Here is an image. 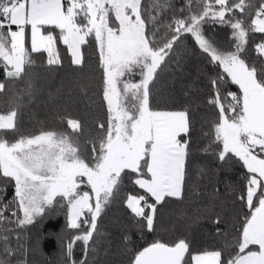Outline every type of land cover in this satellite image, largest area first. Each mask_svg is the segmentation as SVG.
<instances>
[{"label":"snow or ice","instance_id":"obj_1","mask_svg":"<svg viewBox=\"0 0 264 264\" xmlns=\"http://www.w3.org/2000/svg\"><path fill=\"white\" fill-rule=\"evenodd\" d=\"M206 23L230 29V49L205 35ZM254 33L264 34V0H185L179 8L173 0L147 6L143 0H0V94L9 82L22 81L21 92L31 95L35 69L61 64L58 42L71 64L82 66V49L91 38L106 106V121L96 123L95 134L62 106L57 116L69 131L26 135L18 127L22 96L12 92L8 110L0 112V264H30L26 230L57 197L65 202L66 227L73 232L61 245V264H96L103 235L99 221L117 202L132 221L122 236L127 264H264V39L254 44L259 60L250 59L247 46ZM186 35L220 69L208 77L206 105L214 115L199 128L190 85L181 91L188 102L177 103L172 94L157 100L155 91ZM37 53L47 54L39 65L33 59ZM229 83L238 92L229 91ZM199 140L206 141L202 156L221 168L234 160L246 170L239 194L229 185L241 209L238 226H232L236 234L213 250H194L187 236L154 238L133 249L131 229L156 235L159 207L169 198L183 200L188 191L196 194L198 179L218 172L194 162ZM125 179L143 194L122 195ZM212 223L218 239L229 235L231 229L219 227L230 224L223 212ZM78 242L83 255L76 259Z\"/></svg>","mask_w":264,"mask_h":264},{"label":"trees","instance_id":"obj_2","mask_svg":"<svg viewBox=\"0 0 264 264\" xmlns=\"http://www.w3.org/2000/svg\"><path fill=\"white\" fill-rule=\"evenodd\" d=\"M152 0H143L145 6ZM258 2V0H253ZM174 6H183L185 0H173ZM58 31V30H56ZM204 33L212 38L216 46L221 49H230V29L226 26L206 23ZM264 39V34L254 33L247 46L250 59H257L254 44ZM90 42L82 49L84 53V64L74 66L71 64L70 55L65 46L58 42V50L61 55V64L53 66L51 70L37 67V76L33 82L34 91L31 95L21 90L26 88L22 81L9 82V90L0 94V112H6L9 108L8 100L13 91L21 94L22 102L18 113V127L22 134H38L40 130L45 131H69L66 124H61L57 113L62 106L73 110V116H80L86 123L87 128L95 134L96 123L106 121V106L101 101L100 77L98 67V53L94 43ZM27 42V47H29ZM30 48V47H29ZM46 53L33 54L37 64L46 61ZM220 69L208 62L207 57L194 43L193 38L185 36L175 47L172 59L159 76L157 87V100H169L170 94L174 95L177 103L188 102L194 109L197 128L200 127L202 119H211L214 110L206 105L208 88V77H214ZM0 79L3 74L0 72ZM191 86L189 97H182V88ZM229 91H237L238 86L228 85ZM207 109V110H206ZM87 113V115H85ZM195 136L196 133H193ZM6 138H14L7 136ZM83 139V137H82ZM206 141L199 140L193 145L195 152L194 162L207 164L211 168L218 169L215 175L200 177L197 181L195 170L192 180L198 182L196 194L188 191L183 200L169 198L162 207H159L160 226L157 234L141 233L131 229L130 234L135 243L130 245L133 249L142 248L151 243L154 238L164 241L175 240L187 236L191 241L194 250L220 247L223 243L230 242L235 235L233 225L238 226V214L240 205L236 202V195L233 194L229 185L233 186L235 193L239 194L243 186L242 173L246 170L234 160L225 164L222 168L215 161L204 157L200 153V147ZM0 183V187H2ZM214 189H218V195ZM81 190L87 191L86 185ZM143 194L127 179L124 181L122 195L127 193ZM13 194L11 185L8 186L7 196L10 199ZM65 202L57 201L47 209L42 217L37 218L34 225L28 226L26 238L31 248L29 256L30 264H61V245L73 235V232L66 227V208L62 205ZM246 211V209H245ZM223 212V215L230 221L228 226L219 225L222 230H229V235L218 239L216 237V225L212 223L216 214ZM101 243L97 248L96 264H127V256L122 252V236L129 234L125 226H131L128 210L122 203H114L102 216L99 221ZM78 242L74 249V258L79 259L83 253Z\"/></svg>","mask_w":264,"mask_h":264},{"label":"crops","instance_id":"obj_3","mask_svg":"<svg viewBox=\"0 0 264 264\" xmlns=\"http://www.w3.org/2000/svg\"><path fill=\"white\" fill-rule=\"evenodd\" d=\"M28 42H29V44H28V45H29V47H30V40H29ZM26 46H27V44H26Z\"/></svg>","mask_w":264,"mask_h":264}]
</instances>
